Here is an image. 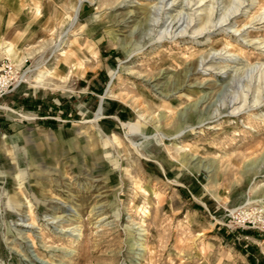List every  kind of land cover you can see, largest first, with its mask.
Instances as JSON below:
<instances>
[{
  "label": "rangeland",
  "instance_id": "374dc122",
  "mask_svg": "<svg viewBox=\"0 0 264 264\" xmlns=\"http://www.w3.org/2000/svg\"><path fill=\"white\" fill-rule=\"evenodd\" d=\"M0 8V264H264V0Z\"/></svg>",
  "mask_w": 264,
  "mask_h": 264
},
{
  "label": "built area",
  "instance_id": "2783aa9c",
  "mask_svg": "<svg viewBox=\"0 0 264 264\" xmlns=\"http://www.w3.org/2000/svg\"><path fill=\"white\" fill-rule=\"evenodd\" d=\"M1 71H3L4 73L3 72L1 73ZM11 72H12V67H8L7 69L6 67H2V69L0 70V89L2 88V91L5 89L7 85V77L10 75Z\"/></svg>",
  "mask_w": 264,
  "mask_h": 264
},
{
  "label": "bare ground",
  "instance_id": "6f19581e",
  "mask_svg": "<svg viewBox=\"0 0 264 264\" xmlns=\"http://www.w3.org/2000/svg\"><path fill=\"white\" fill-rule=\"evenodd\" d=\"M78 8H79V2L77 3V1H76L75 5L72 6V9H73L72 12H73V16H74L73 17V20H76L77 19V13H78V10H79ZM84 61H85V59H82L80 65H82L84 63ZM1 69L2 68H0V70Z\"/></svg>",
  "mask_w": 264,
  "mask_h": 264
},
{
  "label": "crops",
  "instance_id": "0c3cea01",
  "mask_svg": "<svg viewBox=\"0 0 264 264\" xmlns=\"http://www.w3.org/2000/svg\"><path fill=\"white\" fill-rule=\"evenodd\" d=\"M2 9H3V7H2ZM1 13H2V11H1V8H0V23L2 22V19H3V17H2V14H1ZM26 36H27V35H26ZM69 61H70V59H68V61H67V62H68V64H67V63L65 64V65H66V67H69V66H71V65H72V66H73V65H75V64H70V62H69Z\"/></svg>",
  "mask_w": 264,
  "mask_h": 264
}]
</instances>
